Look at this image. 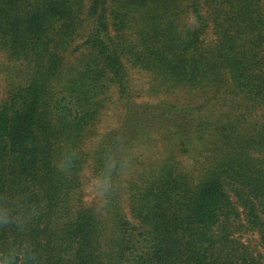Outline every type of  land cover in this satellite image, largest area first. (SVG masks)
Here are the masks:
<instances>
[{
    "label": "trees",
    "instance_id": "obj_1",
    "mask_svg": "<svg viewBox=\"0 0 264 264\" xmlns=\"http://www.w3.org/2000/svg\"><path fill=\"white\" fill-rule=\"evenodd\" d=\"M0 264H264V0H0Z\"/></svg>",
    "mask_w": 264,
    "mask_h": 264
},
{
    "label": "rangeland",
    "instance_id": "obj_2",
    "mask_svg": "<svg viewBox=\"0 0 264 264\" xmlns=\"http://www.w3.org/2000/svg\"><path fill=\"white\" fill-rule=\"evenodd\" d=\"M132 86L136 93H139L142 97L139 98L140 101H155L157 97H150L147 94V88L150 86V77L147 74L134 73L132 74ZM106 123L101 129V134L106 133L108 130L112 129L117 123V113L109 112V116L106 119Z\"/></svg>",
    "mask_w": 264,
    "mask_h": 264
},
{
    "label": "clouds",
    "instance_id": "obj_3",
    "mask_svg": "<svg viewBox=\"0 0 264 264\" xmlns=\"http://www.w3.org/2000/svg\"><path fill=\"white\" fill-rule=\"evenodd\" d=\"M118 167V162L113 160L110 161L109 165H108V171L104 174H102V176L99 177V182L98 183H94L96 186L97 191L100 194H103L105 192H107L109 190V188L111 187V183H112V173L113 171Z\"/></svg>",
    "mask_w": 264,
    "mask_h": 264
}]
</instances>
